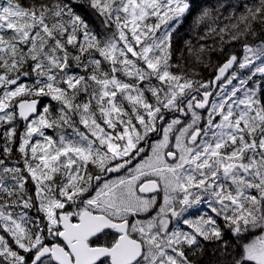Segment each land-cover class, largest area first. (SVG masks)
<instances>
[{"label": "snow or ice", "instance_id": "1", "mask_svg": "<svg viewBox=\"0 0 264 264\" xmlns=\"http://www.w3.org/2000/svg\"><path fill=\"white\" fill-rule=\"evenodd\" d=\"M0 264H264V0H0Z\"/></svg>", "mask_w": 264, "mask_h": 264}, {"label": "trees", "instance_id": "2", "mask_svg": "<svg viewBox=\"0 0 264 264\" xmlns=\"http://www.w3.org/2000/svg\"><path fill=\"white\" fill-rule=\"evenodd\" d=\"M238 47V46H237ZM205 76H207V73H205ZM201 211H203V209H201Z\"/></svg>", "mask_w": 264, "mask_h": 264}]
</instances>
